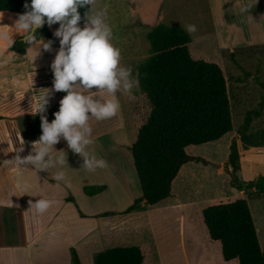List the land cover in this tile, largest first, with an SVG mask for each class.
Instances as JSON below:
<instances>
[{
	"label": "rangeland",
	"instance_id": "obj_1",
	"mask_svg": "<svg viewBox=\"0 0 264 264\" xmlns=\"http://www.w3.org/2000/svg\"><path fill=\"white\" fill-rule=\"evenodd\" d=\"M214 1L222 16L221 24L216 19ZM243 7H247L248 10L242 13ZM105 9V23L111 27L113 33L111 43L121 51L120 66L131 67L134 78L140 62L150 56L146 33L152 27L159 23L181 27L184 30L189 24L196 26L197 31L191 35L193 49L203 52L207 55L206 59L218 62L223 69L230 100L233 132L217 144L189 146L187 153L217 159V163L207 162L205 165H211V170L218 168L219 173L213 172L215 175L212 177L218 189L224 190L225 187H229L230 178L229 182L227 178L228 171L231 170L228 165L229 147L233 141L240 147L238 131L244 125L246 117L249 115L251 118L248 133L264 131L263 0H96L92 11L95 13ZM136 90L137 88L133 89V96ZM126 99L129 103H126L124 98L122 101L123 110L129 120L128 137L119 129L110 135L111 139L104 135L103 139L97 137L87 148L91 155L106 160L108 168L90 173L82 167L81 156L64 149L67 165L44 171L52 179L59 171L65 173V179L59 182V187L55 186L57 182L43 184L39 173L30 172L24 174L23 178L35 188L33 192L35 195L41 194L42 189H47V193L52 196L51 200L55 201L49 210L59 211L63 223L72 229L74 234L90 233L77 245L80 264H94V256L108 248L133 245L141 248L143 264H184L181 252L176 248L179 241L176 221L175 224L169 223L171 219L163 217L160 212H156L157 209L151 208L145 213L141 211L121 214L140 196L130 155L133 132L129 128L134 99H130L128 95ZM98 125L97 121L92 129V135L104 132L105 128L113 124L108 122L105 128ZM2 140L0 137L1 143ZM54 150L51 153L53 158L59 157L61 151ZM0 153L8 155L10 152L8 149H0ZM20 155L27 156L28 152ZM193 158L190 161L198 159L196 161L201 162L199 160L202 159ZM3 175L1 172L0 238L19 241L21 237L22 239L25 237V228L32 231L36 223L42 219H35L33 212H30L31 217L22 215L20 211L17 213L19 199L22 200L23 195L15 192L10 182L4 180ZM98 184H107L109 188L105 193L94 197H88L83 193L84 186ZM181 186L180 192L183 191V184L180 181L175 184L176 193H179L178 189ZM68 194L75 199L80 211L89 218L77 220L74 205L62 199V196ZM10 201L18 207L11 206ZM248 206L254 226L259 229L261 224H264V200L251 197ZM102 213L115 215L101 217ZM92 215L95 218L90 217ZM257 238L260 250L264 252L263 234L259 233ZM57 248L55 264H71L70 252L66 251L64 245L59 243Z\"/></svg>",
	"mask_w": 264,
	"mask_h": 264
},
{
	"label": "trees",
	"instance_id": "obj_2",
	"mask_svg": "<svg viewBox=\"0 0 264 264\" xmlns=\"http://www.w3.org/2000/svg\"><path fill=\"white\" fill-rule=\"evenodd\" d=\"M25 3L30 4L31 0H0V12L23 14ZM86 10H79L82 16ZM41 37L51 38L46 24L37 32V40ZM21 38L9 49L23 55L29 45ZM146 40L150 56L136 70L139 83L130 147L140 196L121 214L144 211L146 206L168 198L180 168L194 159L186 149L217 141L233 130L229 94L220 64L193 49L191 35L181 27L159 23L146 33ZM250 121L248 115L238 131L242 148L264 147V131L248 133ZM228 165L232 188L264 200V176L251 181L238 177L239 152L235 141L229 147ZM105 189L102 184L84 186L83 193L92 197ZM112 215L115 214L100 216ZM201 215L209 239L220 243L224 261L237 259L238 264H264V252L259 247L247 199L207 206ZM70 258L71 264H80L73 248ZM143 262L142 250L135 245L111 247L94 256V264Z\"/></svg>",
	"mask_w": 264,
	"mask_h": 264
},
{
	"label": "crops",
	"instance_id": "obj_3",
	"mask_svg": "<svg viewBox=\"0 0 264 264\" xmlns=\"http://www.w3.org/2000/svg\"><path fill=\"white\" fill-rule=\"evenodd\" d=\"M213 4L216 19L221 24V13L215 1ZM16 17V13L7 11L0 12V34L7 33L9 36H12L14 40L23 36L22 33L17 34L12 28L14 27ZM57 26L59 25H53L51 28L47 26L51 32V38L41 37L44 42L48 40L54 41L51 51L40 50L41 45L36 43L32 45L31 51L27 50L25 54L21 55L9 49L7 40L0 39V137L3 138L2 143L0 141V149H8L10 152L8 155L6 153H0V161L14 158V150L20 146V138L26 142L24 152H28L29 154V150H31L30 142L38 140L39 136L42 134L40 115L32 114L34 106L30 107L29 102L33 95H41L43 94V90L52 88L53 74L50 65L59 49V41L53 35ZM37 41H39V39ZM93 91H95V89H93ZM136 92L134 94L135 99H132L131 127L129 128L132 129L133 135L132 115L136 100ZM65 95L66 93L63 92H57L52 95L47 111L44 114L47 116L49 122L55 118L53 113L59 110V101ZM117 96L121 104V110L112 119L98 121V126H102V128H105L108 122L113 125L109 126V128H105L106 130H104V132L91 135V139L94 142L97 137L101 139L105 138L103 135L110 138V135H113L112 133L119 129H122L125 132V136H127L129 132L127 129L129 122L127 121L129 120H127V114L123 110L122 100L124 98L126 103L128 100L126 99V94L123 95L122 92H118ZM103 98L108 99L110 97L105 94ZM95 123H97V121L94 119L89 121L92 129H94ZM232 132L233 130L224 135L221 139L207 144H217ZM114 144L116 145L115 142ZM54 149L58 152L68 149L67 143L61 140L60 143L54 146ZM187 150L188 149H186V151ZM238 151V177L242 181H251L260 175L264 176V147H249L248 149H243L240 143V147L238 145ZM188 155L190 157H200L207 162H218L217 159L206 155L197 156L189 153ZM205 164L206 163L197 162L196 160L186 162L180 168L177 176L172 182L171 195L155 205L146 206L145 210L141 213H145L149 208L157 209L156 212H160L163 217L171 219L168 221L169 223L176 221L179 234V241L176 248L181 252L184 264H238L237 259L227 262L223 260L221 245L218 241L209 239L203 224L201 211L203 208L210 205L231 202L241 198L247 199L248 202L251 197L257 196L252 195L248 197L244 192L238 191L231 186L225 187L224 190L222 188L221 190L220 188L218 189L215 179L212 178L215 173H219L218 168L216 167V169L214 168L215 171H212L214 169H210L211 165ZM25 168V170L19 171L15 167L10 166L8 168L0 167V170L5 175L4 180L7 179V181L10 182L15 192L23 195V199H19L20 206L16 211L17 213L20 211L22 215L27 217L31 214L27 212L28 210L26 209L29 207V200L35 203L41 198L51 200L52 196L47 193V189H42V191H40L41 194H33L35 188L29 184L30 182L26 178H23L24 174H29L30 172L39 173L40 180L45 185L53 182L56 183V181L50 178L44 171L42 173L41 171L38 172V170L32 169L31 165H27ZM227 178L229 182L228 175ZM178 181L183 184V191L180 192L181 186L178 189L179 193H176L174 186ZM105 186L106 189L101 193H105L108 190L109 186L107 184ZM69 198H72L73 202L69 201ZM62 199L66 203H72L74 205L77 220L89 218L80 211L72 196L68 194L62 196ZM31 216L32 215L28 217ZM42 216H46V218ZM61 216L59 211L48 210L41 215V217L34 216L35 219L40 218L42 220H37L36 227H34L32 231H29V228H25V237L23 239L21 237L19 241H8L4 239L1 240L0 238V264H55V262H57L56 250L58 249L57 245L59 243L60 245H64L66 251L70 252L72 248L77 250V245L81 240L84 241L90 233L82 235L74 234L73 230L63 223ZM255 229L257 235L262 233L264 236V224H261L259 229ZM2 236H4V233Z\"/></svg>",
	"mask_w": 264,
	"mask_h": 264
},
{
	"label": "clouds",
	"instance_id": "obj_4",
	"mask_svg": "<svg viewBox=\"0 0 264 264\" xmlns=\"http://www.w3.org/2000/svg\"><path fill=\"white\" fill-rule=\"evenodd\" d=\"M96 0H31L24 4V13L17 14L12 27L17 34H23V42L30 47L39 43L44 51H51L53 40L37 41V32L45 24L49 28L59 25L54 31V37L59 41V49L50 65L53 74L52 88L43 90L41 95H33L30 107L34 106L33 115H40L41 135L39 139L30 142L31 151L21 157L25 151V141L20 138V146L15 148L12 159L0 161V167H15L19 171L31 165L32 169L48 171L52 167L67 165L66 154L53 158L54 146L61 142L67 143L68 149L83 158L82 167L88 172L108 168L106 160L91 155L87 148L94 141L91 139L92 128L89 121H104L115 117L121 110L117 93L122 92L135 99L132 95L139 81L133 77L131 67L120 66L121 51L112 43V29L105 23L106 9L93 13ZM80 9H87L81 15ZM247 7L241 8L246 12ZM83 23V27H81ZM186 31L192 35L197 31L194 24L186 26ZM0 39L8 41L9 47L15 40L7 33L0 34ZM95 89V91H93ZM63 92L66 95L59 101V110L54 119L49 122L46 115L47 107L54 93ZM107 94L108 99H104ZM99 97V98H97ZM38 101V102H37ZM59 187V182L65 179V173L59 171L53 177ZM55 201L38 199L35 203L28 201L29 209L34 216L46 213ZM11 206H14L10 201ZM14 207H18L15 205Z\"/></svg>",
	"mask_w": 264,
	"mask_h": 264
},
{
	"label": "water",
	"instance_id": "obj_5",
	"mask_svg": "<svg viewBox=\"0 0 264 264\" xmlns=\"http://www.w3.org/2000/svg\"><path fill=\"white\" fill-rule=\"evenodd\" d=\"M21 40L23 41V39L21 38ZM195 160H198V159H195ZM199 161H201V163H205V161L204 160H199Z\"/></svg>",
	"mask_w": 264,
	"mask_h": 264
}]
</instances>
